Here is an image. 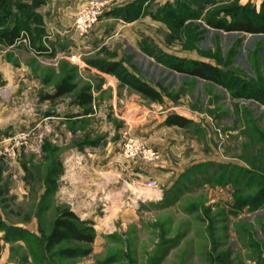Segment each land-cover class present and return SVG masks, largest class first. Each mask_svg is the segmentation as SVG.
Segmentation results:
<instances>
[{
    "label": "rangeland",
    "instance_id": "rangeland-1",
    "mask_svg": "<svg viewBox=\"0 0 264 264\" xmlns=\"http://www.w3.org/2000/svg\"><path fill=\"white\" fill-rule=\"evenodd\" d=\"M94 1L107 5L82 33L77 15ZM6 3L0 68L21 74H0V264H264V205L252 206L264 188V103L237 97L264 89V35L208 25L257 18L264 0ZM173 59L207 62L233 89L178 73ZM112 63L117 75L102 71ZM127 73L162 101L122 84ZM61 85L72 92L47 99ZM172 116L190 123L169 126ZM131 138L156 162H124ZM66 211L93 228L92 245L49 243Z\"/></svg>",
    "mask_w": 264,
    "mask_h": 264
},
{
    "label": "trees",
    "instance_id": "trees-1",
    "mask_svg": "<svg viewBox=\"0 0 264 264\" xmlns=\"http://www.w3.org/2000/svg\"><path fill=\"white\" fill-rule=\"evenodd\" d=\"M6 0H0V10L6 7ZM208 25L226 33H239L249 35H264V13L259 14L257 18L244 17L243 19L234 18L231 22L223 21H208ZM17 37L11 35L9 40L14 42ZM171 68L181 74L188 75L197 79L214 83L224 89L232 90V82L229 77L219 68L203 61L173 59ZM102 69V68H101ZM121 69L118 63L107 65V69H102L107 74L117 75V71ZM124 72V71H123ZM122 84L127 85L146 98L152 101H162L161 95L148 85L142 83L139 79L131 77L128 73L125 76H119ZM125 77V78H124ZM130 78L132 81L127 80ZM243 92L248 88L244 85ZM72 92L71 87L61 85L54 95L47 96V99H57L64 97ZM243 92L237 94L239 98H251L264 103V89L254 90L253 93L245 95ZM83 106L89 105L92 101V96L82 94L80 96ZM190 122L180 116H172L167 120V124L172 127L186 128ZM253 208H258L264 205V188L260 190L255 199L252 200ZM244 205V204H243ZM77 218L74 213L66 211L58 217L52 226L48 241L53 245H61L67 241H74L85 245H92L95 242L96 235L91 227L81 228L77 225ZM87 224L83 222L81 225ZM88 251H82L76 248H68L62 251V255L69 258L83 257L88 255Z\"/></svg>",
    "mask_w": 264,
    "mask_h": 264
},
{
    "label": "built area",
    "instance_id": "built-area-1",
    "mask_svg": "<svg viewBox=\"0 0 264 264\" xmlns=\"http://www.w3.org/2000/svg\"><path fill=\"white\" fill-rule=\"evenodd\" d=\"M106 5L107 2L105 1H94L83 7L76 18L78 30L82 33H88L97 24L99 18L104 13ZM4 150L12 158L16 156L14 148L6 147ZM121 155L124 162H137L141 160L146 163H154L159 158V154L156 151L133 138L124 142L121 148ZM154 186V182H147L146 184L148 189H153Z\"/></svg>",
    "mask_w": 264,
    "mask_h": 264
},
{
    "label": "crops",
    "instance_id": "crops-1",
    "mask_svg": "<svg viewBox=\"0 0 264 264\" xmlns=\"http://www.w3.org/2000/svg\"><path fill=\"white\" fill-rule=\"evenodd\" d=\"M117 1H119V0H117ZM20 68L21 67L18 68V73H15L14 70H16V68L13 66V64L11 62L5 61V63L3 65H1L0 74L2 75V78L7 82H10L12 79H14V81H15V79H16V78H14L15 76L18 78V82H19L20 81V74H21Z\"/></svg>",
    "mask_w": 264,
    "mask_h": 264
},
{
    "label": "bare ground",
    "instance_id": "bare-ground-1",
    "mask_svg": "<svg viewBox=\"0 0 264 264\" xmlns=\"http://www.w3.org/2000/svg\"><path fill=\"white\" fill-rule=\"evenodd\" d=\"M154 192H155V191H154ZM149 195H151V196H153V197H157V198H159L160 193H159L158 191H156V194H152V193H150Z\"/></svg>",
    "mask_w": 264,
    "mask_h": 264
}]
</instances>
